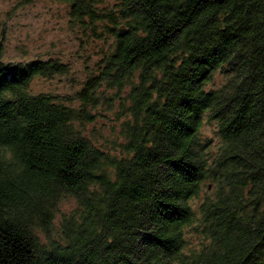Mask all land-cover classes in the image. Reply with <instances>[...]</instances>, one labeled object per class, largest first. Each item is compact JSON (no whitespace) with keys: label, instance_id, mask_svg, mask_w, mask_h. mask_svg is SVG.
Returning <instances> with one entry per match:
<instances>
[{"label":"trees","instance_id":"16d2710c","mask_svg":"<svg viewBox=\"0 0 264 264\" xmlns=\"http://www.w3.org/2000/svg\"><path fill=\"white\" fill-rule=\"evenodd\" d=\"M56 1L98 52L35 92L72 66L7 60L0 16V264H264V0Z\"/></svg>","mask_w":264,"mask_h":264},{"label":"rangeland","instance_id":"374dc122","mask_svg":"<svg viewBox=\"0 0 264 264\" xmlns=\"http://www.w3.org/2000/svg\"><path fill=\"white\" fill-rule=\"evenodd\" d=\"M0 16L7 60L58 58L72 66L71 73L67 76L35 79L33 91L64 95L72 94L81 87L86 79V66L89 65L87 58L98 52V48L86 44L84 35L78 29L70 27L64 5L56 0H0ZM224 81L225 75L217 74L214 86L219 87ZM111 117L99 118L88 126V133L97 129V137L101 140L116 137L113 135V127L118 124ZM215 127L214 124H206L203 129L204 137L212 141L213 150L219 144ZM75 206L71 197L65 198L60 205L57 220H61L62 214L70 213ZM186 237L189 249L200 247V238L192 230Z\"/></svg>","mask_w":264,"mask_h":264}]
</instances>
